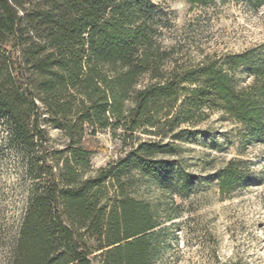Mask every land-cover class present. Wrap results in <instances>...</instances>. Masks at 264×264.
Wrapping results in <instances>:
<instances>
[{
  "label": "trees",
  "instance_id": "1",
  "mask_svg": "<svg viewBox=\"0 0 264 264\" xmlns=\"http://www.w3.org/2000/svg\"><path fill=\"white\" fill-rule=\"evenodd\" d=\"M40 1L27 8L0 0V116L28 154L48 141L47 126L63 130L69 156L45 152L30 164L37 184L8 264H151L155 215L123 187L109 196L120 184L117 171L162 178L176 145L163 139L185 141L214 110L262 141L264 45L258 55L179 64L158 42L152 0ZM240 68L249 79L243 86ZM86 125L93 135L121 130L126 150L115 166L87 178L94 150ZM240 163L232 159L219 173L222 193L240 183Z\"/></svg>",
  "mask_w": 264,
  "mask_h": 264
},
{
  "label": "rangeland",
  "instance_id": "2",
  "mask_svg": "<svg viewBox=\"0 0 264 264\" xmlns=\"http://www.w3.org/2000/svg\"><path fill=\"white\" fill-rule=\"evenodd\" d=\"M20 1L27 8L34 2ZM151 5L159 20L158 42L171 50L170 60L179 64L247 50L261 53L264 0H152ZM236 76L240 86L249 80L243 68ZM46 130L48 141L39 153L28 154L0 116V264H8L12 257L37 184L30 164L46 153L62 160L69 156L64 131L54 126ZM86 130L85 143L94 150L87 178L115 166L126 150L121 130L117 135L111 129L93 135L87 125ZM163 141L176 145L167 156L171 165L162 178H149L136 168L119 169L120 184L116 181L109 192L113 197L123 187L127 196L150 205L158 225L151 264H264V139L247 137L242 124L214 110L191 128L185 141ZM235 158L241 160L242 179L232 192L222 193L219 173Z\"/></svg>",
  "mask_w": 264,
  "mask_h": 264
}]
</instances>
